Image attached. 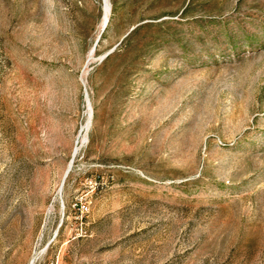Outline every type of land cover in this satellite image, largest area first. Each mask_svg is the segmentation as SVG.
Segmentation results:
<instances>
[{
	"label": "rangeland",
	"instance_id": "obj_1",
	"mask_svg": "<svg viewBox=\"0 0 264 264\" xmlns=\"http://www.w3.org/2000/svg\"><path fill=\"white\" fill-rule=\"evenodd\" d=\"M0 0V264H264V0Z\"/></svg>",
	"mask_w": 264,
	"mask_h": 264
},
{
	"label": "bare ground",
	"instance_id": "obj_2",
	"mask_svg": "<svg viewBox=\"0 0 264 264\" xmlns=\"http://www.w3.org/2000/svg\"><path fill=\"white\" fill-rule=\"evenodd\" d=\"M109 10H110V2L109 0H105V16H104L105 24L107 23L106 21L108 20L107 18H108Z\"/></svg>",
	"mask_w": 264,
	"mask_h": 264
},
{
	"label": "water",
	"instance_id": "obj_3",
	"mask_svg": "<svg viewBox=\"0 0 264 264\" xmlns=\"http://www.w3.org/2000/svg\"><path fill=\"white\" fill-rule=\"evenodd\" d=\"M107 22V21H106Z\"/></svg>",
	"mask_w": 264,
	"mask_h": 264
}]
</instances>
